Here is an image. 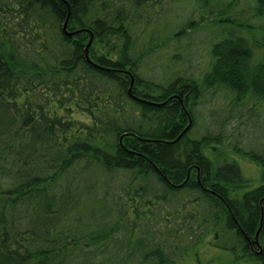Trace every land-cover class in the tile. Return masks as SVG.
Returning <instances> with one entry per match:
<instances>
[{"label": "trees", "instance_id": "trees-1", "mask_svg": "<svg viewBox=\"0 0 264 264\" xmlns=\"http://www.w3.org/2000/svg\"><path fill=\"white\" fill-rule=\"evenodd\" d=\"M261 109L264 0H0V264H264V181L225 155L264 172Z\"/></svg>", "mask_w": 264, "mask_h": 264}, {"label": "rangeland", "instance_id": "rangeland-1", "mask_svg": "<svg viewBox=\"0 0 264 264\" xmlns=\"http://www.w3.org/2000/svg\"><path fill=\"white\" fill-rule=\"evenodd\" d=\"M201 38L200 36H196V39ZM202 40V41H201ZM199 40L195 43L194 47L191 49V53L193 52V55H191V64L190 69L195 74H198L201 70H204L206 67V61H207V50L205 48V43L203 39ZM152 74L154 76L152 77L156 82L159 83L163 78H167L169 76H163V71L161 69V66L159 67V58L154 66L151 67ZM197 79H200L202 76H194ZM170 78H173L171 76ZM214 110L217 114L220 112V102L219 100L215 103L213 101H207V104L205 107L201 108V115L205 117H209L208 111ZM245 112V109L244 111ZM261 114L264 113V110H260ZM245 115L243 118H241V124H240V142L241 146H244V149H256L260 146L261 142L263 140V125L261 123V117L262 115H259L260 117H257V115L253 117H246ZM205 121V120H204ZM239 121V120H238ZM217 124L219 121L217 120ZM209 130L213 133H216V126H212L211 124L208 125ZM234 125L226 127L225 131L227 134L232 130ZM205 128L201 126H197L194 129L193 134L196 135L197 132H200L199 130H203ZM225 151V150H224ZM225 155L228 159L234 160L240 170L241 173L245 179V185L240 188L238 191H236V195L240 196L242 193H244L247 190H250L252 188H255L256 186L260 185L264 181V172L262 169H260L257 165L252 163L249 159L246 157L236 155L230 152L225 151ZM212 161L216 160L215 155L209 156ZM234 194V192L232 193ZM181 264H242V262H236L232 253L221 250L218 248L210 247L208 245H200L198 248L194 251H191L189 255L182 261Z\"/></svg>", "mask_w": 264, "mask_h": 264}, {"label": "water", "instance_id": "water-1", "mask_svg": "<svg viewBox=\"0 0 264 264\" xmlns=\"http://www.w3.org/2000/svg\"><path fill=\"white\" fill-rule=\"evenodd\" d=\"M65 23H66V22H65ZM65 25H66V24H64V27H65ZM69 35H71V34H69ZM91 41H92V36H91L90 39H89V42H88V44H87V46H86V49H85V52L87 51L89 45L91 44ZM85 55H86V57H87V52L85 53ZM170 99H171V98H169L168 100H170ZM168 100H166L165 102H163V104H166ZM189 126H190V120H189V124H188V126L184 129V131H183L182 133H185L186 130L189 128ZM182 133L179 135V137H178L175 141H177V140L181 137Z\"/></svg>", "mask_w": 264, "mask_h": 264}, {"label": "flooded vegetation", "instance_id": "flooded-vegetation-1", "mask_svg": "<svg viewBox=\"0 0 264 264\" xmlns=\"http://www.w3.org/2000/svg\"><path fill=\"white\" fill-rule=\"evenodd\" d=\"M249 248H250V250H251L253 253H255V254H258V253H259V252L253 247L252 244L249 245Z\"/></svg>", "mask_w": 264, "mask_h": 264}]
</instances>
